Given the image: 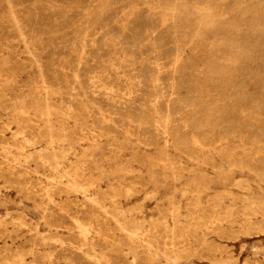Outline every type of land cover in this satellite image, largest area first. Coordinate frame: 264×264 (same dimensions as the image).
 Returning <instances> with one entry per match:
<instances>
[{"label": "rangeland", "instance_id": "374dc122", "mask_svg": "<svg viewBox=\"0 0 264 264\" xmlns=\"http://www.w3.org/2000/svg\"><path fill=\"white\" fill-rule=\"evenodd\" d=\"M263 205L264 0H0V264H264Z\"/></svg>", "mask_w": 264, "mask_h": 264}, {"label": "bare ground", "instance_id": "6f19581e", "mask_svg": "<svg viewBox=\"0 0 264 264\" xmlns=\"http://www.w3.org/2000/svg\"><path fill=\"white\" fill-rule=\"evenodd\" d=\"M177 64V63H176ZM96 71V70H95ZM137 72H139V71H137ZM79 73V72H78ZM98 73V72H97ZM144 73V72H143ZM9 76H11V75H9ZM96 76V75H95ZM145 77V76H144ZM46 78V77H45ZM92 79V78H91ZM104 79V78H103ZM98 80H99V78H98ZM105 83V82H104ZM142 84V83H141ZM36 85V84H35ZM60 85V84H59ZM77 85V84H76ZM43 86V85H42ZM67 86V85H66ZM104 87V86H103ZM86 88V87H85ZM164 93V92H163ZM4 94V93H3ZM14 95V94H13ZM85 95V94H84ZM160 97V96H159ZM6 99H8V98H6ZM15 99V98H14ZM89 100V99H88ZM41 101V100H40ZM97 101V100H96ZM143 101V100H142ZM109 102V101H108ZM145 102V101H144ZM160 102V101H159ZM50 103V102H49ZM85 103V102H84ZM100 104V103H99ZM125 104V103H124ZM32 105V104H31ZM115 105V104H114ZM154 105V104H153ZM56 107V106H55ZM81 107V106H80ZM109 107V106H108ZM172 107V106H171ZM113 108V107H112ZM163 109H165V108H163ZM179 109V108H178ZM75 110V109H74ZM157 110V109H156ZM175 110V109H174ZM173 110V111H174ZM46 111V110H45ZM78 112H79V110H78ZM210 112V111H209ZM204 113V112H203ZM45 114V113H44ZM50 114V113H49ZM53 114V113H52ZM198 114V113H197ZM76 115H77V113H76ZM106 115V114H105ZM109 115V114H108ZM38 116V115H37ZM80 116V115H79ZM83 116V115H82ZM134 116V115H133ZM213 116V115H212ZM78 117V116H77ZM105 117V116H104ZM37 118V117H36ZM196 118V117H195ZM106 119V118H105ZM156 119V118H155ZM194 119V118H193ZM145 120V119H144ZM197 120H198V118H197ZM103 121V120H102ZM131 121V120H130ZM194 121V120H193ZM169 122V121H168ZM125 123V122H124ZM139 123V122H138ZM197 124V123H196ZM98 125H99V123H98ZM138 125V124H137ZM157 125V124H156ZM191 126V125H190ZM177 127V126H176ZM45 128V127H44ZM165 129V128H164ZM178 129H180V128H178ZM202 129V128H201ZM206 129V128H205ZM226 129H228V128H226ZM116 130V129H115ZM134 130V129H133ZM139 130V129H138ZM198 130V129H197ZM32 131V130H31ZM107 132V131H106ZM178 132V131H177ZM41 133V132H40ZM39 133V134H40ZM45 134V133H44ZM135 134V133H134ZM176 134V133H175ZM42 136V135H41ZM178 136V135H177ZM209 136V135H208ZM207 136V137H208ZM155 137H156V135H155ZM17 138H18V135H17ZM169 138V137H168ZM186 138V137H185ZM201 138H203V137H201ZM200 138V139H201ZM205 138H206V136H205ZM159 139V138H158ZM177 139V138H176ZM181 139H184L183 137L181 138ZM204 139V138H203ZM152 142V141H151ZM179 142V141H178ZM147 143V142H146ZM169 143V142H168ZM155 144H156V142H155ZM209 144V143H208ZM153 145V144H152ZM179 145V144H178ZM166 146V145H165ZM149 147V146H148ZM184 147V146H183ZM186 148H187V146H185ZM88 148H90V147H88ZM102 148V147H101ZM103 149V148H102ZM191 149V148H190ZM96 150V149H95ZM188 150V149H187ZM186 150V151H187ZM193 150V149H192ZM93 151V150H92ZM100 154V153H99ZM188 154V153H187ZM147 157V156H146ZM157 160V159H156ZM49 161V160H48ZM127 161V160H126ZM45 162V161H44ZM234 162V161H233ZM50 163H52V162H50ZM49 163V164H50ZM154 163V162H153ZM151 164V163H150ZM242 164V163H241ZM245 164V163H244ZM56 167V166H55ZM129 167V166H128ZM17 168V167H16ZM248 169H249V167H248ZM17 170V169H16ZM73 170V169H72ZM25 171V170H24ZM76 171V170H75ZM156 171V170H155ZM84 172V171H83ZM17 173V172H16ZM156 173V172H155ZM96 178V177H95ZM133 181V180H132ZM70 182V181H69ZM21 183V182H20ZM136 183V182H135ZM69 184V183H68ZM121 184V183H120ZM109 186V185H108ZM62 188V187H61ZM86 188V187H85ZM129 188H130V186H129ZM58 190V189H57ZM61 191H63V190H61ZM61 195V194H60ZM102 195V194H101ZM107 195V194H106ZM82 196V195H81ZM66 200V199H65ZM94 200V199H93ZM68 201V200H67ZM96 203V202H95ZM84 204V203H83ZM120 204V203H119ZM65 205V204H64ZM93 205V204H92ZM99 205V204H98ZM85 206V205H84ZM264 206V205H263ZM90 207V206H89ZM97 208V207H96ZM80 210H81V208H80ZM86 210V209H85ZM166 210V209H165ZM107 212V211H106ZM162 213H164V212H162ZM65 215V214H64ZM45 216V215H44ZM54 216V215H53ZM124 217V216H123ZM163 218V217H162ZM45 219V218H44ZM80 220V219H79ZM81 221V220H80ZM261 222V221H260ZM63 223V222H62ZM138 223V222H137ZM60 224V223H59ZM103 225V224H102ZM101 225V226H102ZM137 225V224H136ZM258 225V224H257ZM262 225V224H261ZM130 226H132V225H130ZM140 226V225H139ZM197 226V225H196ZM73 228H74V226H73ZM85 228V227H84ZM139 228V227H138ZM153 228V227H152ZM104 229V228H103ZM106 229V228H105ZM127 229V228H126ZM69 230V229H68ZM99 230V229H98ZM161 230V229H160ZM106 231V230H105ZM128 231V230H127ZM145 231V230H144ZM193 231V230H192ZM109 232V231H108ZM148 232V231H147ZM158 232V231H157ZM163 232V231H162ZM164 233V232H163ZM182 234V233H181ZM31 235V234H30ZM97 235V234H96ZM165 235V234H164ZM206 235V234H205ZM104 236V235H103ZM130 236V235H129ZM155 236V235H154ZM207 236V235H206ZM98 237V236H97ZM41 238V237H40ZM58 238V237H57ZM161 238V237H160ZM172 238V237H171ZM188 238V237H187ZM42 239V238H41ZM107 239V238H106ZM173 239V238H172ZM40 240V239H39ZM92 240V239H91ZM151 240V239H150ZM187 240V239H186ZM100 241V240H99ZM136 241H138V240H136ZM164 241V240H163ZM199 241V240H198ZM37 242V241H36ZM63 242V241H62ZM70 242V241H69ZM82 242V241H81ZM115 242V241H114ZM147 242V241H146ZM182 242V241H181ZM109 243V242H108ZM160 243V242H159ZM144 244V243H143ZM56 245V244H55ZM139 245V244H138ZM152 245V244H151ZM44 246V245H43ZM61 246V245H60ZM77 246V245H76ZM131 246V245H130ZM141 246V245H140ZM91 247V246H90ZM151 247V246H150ZM187 247V246H186ZM39 248H41V247H39ZM111 248V247H110ZM65 249V248H64ZM142 249V248H141ZM150 251V250H149ZM110 252V251H109ZM162 252V251H161ZM106 255V254H105ZM160 255H162V254H160ZM167 255V254H166ZM81 256V255H80ZM103 256V255H102ZM145 256V255H144ZM158 255H156V257H157ZM22 257V256H21ZM77 257V256H76ZM75 257V258H76ZM114 257V256H113ZM153 257V256H152ZM18 258V257H17ZM37 258V257H36ZM93 258V257H92ZM158 258V257H157ZM175 259V258H174ZM172 260V259H171ZM174 261V260H173ZM29 262V261H28ZM6 263V262H5ZM43 263V262H42ZM147 264V263H146Z\"/></svg>", "mask_w": 264, "mask_h": 264}]
</instances>
